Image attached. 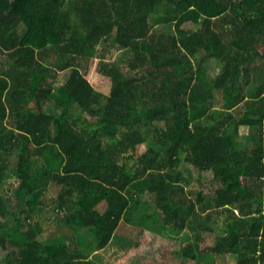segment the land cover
<instances>
[{
    "label": "trees",
    "instance_id": "obj_1",
    "mask_svg": "<svg viewBox=\"0 0 264 264\" xmlns=\"http://www.w3.org/2000/svg\"><path fill=\"white\" fill-rule=\"evenodd\" d=\"M149 199L193 240L138 264H264V0H0V264H94Z\"/></svg>",
    "mask_w": 264,
    "mask_h": 264
},
{
    "label": "rangeland",
    "instance_id": "obj_2",
    "mask_svg": "<svg viewBox=\"0 0 264 264\" xmlns=\"http://www.w3.org/2000/svg\"><path fill=\"white\" fill-rule=\"evenodd\" d=\"M169 26H167L166 30L168 31ZM118 55V51L113 49L109 51V58H115ZM195 60V59H194ZM90 67V61L87 60L84 63V69H88L85 73L92 75L93 80L96 81L97 84L102 85L101 77L96 72H92L93 67ZM221 68V64L213 60L209 66V74L211 77L214 76V73L219 71ZM90 72V73H89ZM96 78V79H95ZM221 98L219 96L216 97L215 108L219 107L221 104ZM145 127V126H144ZM253 130L247 127H241L239 133V141L244 144H248L251 138V134ZM145 135L151 137V131H148L147 128L144 132ZM182 173L184 174V178H190L189 184L186 185L187 190L195 191L198 187L196 183V178L200 177L203 180L209 179L212 177L211 171H203L199 172L196 170L192 171V168H182ZM185 183V182H182ZM16 202L11 204V210H15L18 208ZM141 213L136 215L132 220L133 222H122L123 230L117 232L122 235L121 240L118 242H113V247L110 244V248L106 247L105 250H99L97 252H93V262L94 264H138L137 255L143 254L146 256H151L155 258H159L161 254L165 250H174L177 253L182 249V247L186 244L187 240L192 241L193 237L191 234H188V229H183L180 232L174 233L170 230V228L160 227L158 224V219L145 222L149 216L145 215V212H148L150 215L155 211V204L152 200H147L142 203L140 206ZM211 213V212H210ZM209 224L212 227L213 231L203 232V234L207 235H223L225 232L223 231L225 220L221 216L216 217L213 213L210 214ZM5 223L7 225H14V222L11 220V214H5ZM1 219V217H0ZM158 227V228H157ZM96 253H99L96 256ZM199 263L208 264V260L204 258H199Z\"/></svg>",
    "mask_w": 264,
    "mask_h": 264
},
{
    "label": "crops",
    "instance_id": "obj_3",
    "mask_svg": "<svg viewBox=\"0 0 264 264\" xmlns=\"http://www.w3.org/2000/svg\"><path fill=\"white\" fill-rule=\"evenodd\" d=\"M62 76H63V75H59V76H58V78H59V81L62 79Z\"/></svg>",
    "mask_w": 264,
    "mask_h": 264
}]
</instances>
